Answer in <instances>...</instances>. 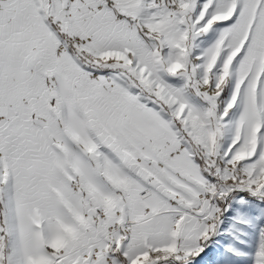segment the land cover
Listing matches in <instances>:
<instances>
[{"label":"snow or ice","instance_id":"obj_1","mask_svg":"<svg viewBox=\"0 0 264 264\" xmlns=\"http://www.w3.org/2000/svg\"><path fill=\"white\" fill-rule=\"evenodd\" d=\"M0 264H264V0H0Z\"/></svg>","mask_w":264,"mask_h":264}]
</instances>
